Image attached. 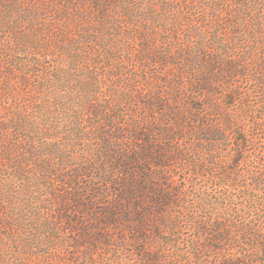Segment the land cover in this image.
<instances>
[{
    "label": "rangeland",
    "instance_id": "374dc122",
    "mask_svg": "<svg viewBox=\"0 0 264 264\" xmlns=\"http://www.w3.org/2000/svg\"><path fill=\"white\" fill-rule=\"evenodd\" d=\"M263 44L264 0H0V264L147 262L158 244L143 250L131 242L132 231L98 228L114 197L97 176L107 150L100 135L112 145L129 138L125 129L142 116L140 94L155 95L200 45L202 57L228 49L224 56L246 63L242 74L219 76L216 97L234 96L226 113H235L234 130L244 132L247 147L236 174L232 136L211 151L188 148L202 165L196 174L189 166L170 171L188 210L203 215L198 196L231 194V209L250 206L247 219L262 223L255 241H203L198 264L233 261L244 251L250 258L240 264H264ZM185 71L183 87L193 69ZM110 172L114 182L121 176ZM89 186L98 191L91 201ZM185 213L177 244L168 245L160 264L188 251L196 236ZM99 235L106 244L94 240Z\"/></svg>",
    "mask_w": 264,
    "mask_h": 264
},
{
    "label": "trees",
    "instance_id": "16d2710c",
    "mask_svg": "<svg viewBox=\"0 0 264 264\" xmlns=\"http://www.w3.org/2000/svg\"><path fill=\"white\" fill-rule=\"evenodd\" d=\"M212 35L213 39L218 38L215 32ZM227 52L228 49L216 55V58L212 54L211 58L202 57L200 45L198 52L194 51L190 56L192 60L177 68V76L174 75L169 81H161L155 95L140 94L138 109L142 116L129 130L125 129L131 135L129 138L118 137V143L112 145L104 139L106 135H100V140L107 145V150L101 154L104 162H101V172L97 176L108 190L113 188L114 197L97 218L98 228L132 231L134 238L131 242L139 244L143 250L148 249L145 245L150 244L149 242L158 244L154 252L145 255L147 262L144 264H160L168 245L177 244L174 238L177 237L176 232L180 225L179 216L185 210L188 223L196 236L191 239L189 250L176 252L173 255L175 257L169 261L170 264H176L177 260L182 264H198L205 240L211 243H221L229 237H234L240 243H243V240H258L261 221L247 219L252 207L231 209L234 201L231 194L214 198L205 195L196 196L203 215L194 213L184 206L186 191L179 185L178 179L174 178L176 171L172 174L170 171L171 165L174 170L189 166V171L193 175L196 174L202 165L195 162L193 157L189 158L188 154L192 155V152L188 148L194 146L211 151L222 142L226 145L227 137L232 136L230 173L236 174L235 169L243 159L247 141L240 128V131L234 130L237 123L235 113H226V107L234 103V96L230 95L221 100L216 97V90L219 86V76L224 73L228 77L242 74L240 70L245 68L246 63L243 67L239 66L238 58L224 56ZM243 53L241 58L245 61L246 51ZM258 56L259 62L262 63L259 69L262 70L264 44L259 47ZM187 67H192L193 72L191 80L183 87L180 84V76L185 74ZM127 142L132 148L130 152L125 148L128 146ZM106 164H109L108 169H105ZM114 168L121 175L115 182L110 172ZM251 178L254 184L260 182L258 177ZM226 180L220 179L222 184H225ZM97 194L98 191L89 186L86 192L87 201L97 198ZM76 197L78 193L71 195L73 200ZM252 204L254 203L249 205ZM210 212L214 213V218ZM84 235L85 239L89 236ZM94 240L106 244L104 235H99ZM249 256L244 251L240 255L235 254L234 258L237 259L233 261L215 262L218 261L215 258L214 264H240V259Z\"/></svg>",
    "mask_w": 264,
    "mask_h": 264
}]
</instances>
